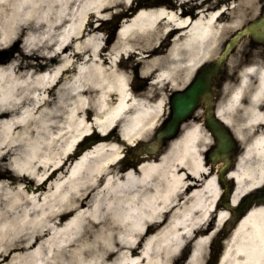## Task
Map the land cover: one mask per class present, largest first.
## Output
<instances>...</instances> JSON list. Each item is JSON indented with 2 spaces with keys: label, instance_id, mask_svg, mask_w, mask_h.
<instances>
[{
  "label": "bare ground",
  "instance_id": "bare-ground-1",
  "mask_svg": "<svg viewBox=\"0 0 264 264\" xmlns=\"http://www.w3.org/2000/svg\"><path fill=\"white\" fill-rule=\"evenodd\" d=\"M133 7L0 0V264H204L229 222L201 121H186L158 156L121 155L239 25L240 3L228 20ZM110 16L125 18L112 41L100 26ZM236 77L216 106L240 143L231 206L264 181V64ZM218 264H264V204L244 212Z\"/></svg>",
  "mask_w": 264,
  "mask_h": 264
},
{
  "label": "water",
  "instance_id": "water-1",
  "mask_svg": "<svg viewBox=\"0 0 264 264\" xmlns=\"http://www.w3.org/2000/svg\"><path fill=\"white\" fill-rule=\"evenodd\" d=\"M243 33L244 32H241L233 37L217 60H214L209 65H205L198 70L189 85L182 90L174 91L172 93L169 100L170 116L165 121L161 130L157 133L156 145H158L163 139L173 137L179 125L191 115L201 100L208 101L211 96L210 82L213 76H215L220 70L222 59L231 49L234 42L243 35ZM205 121L211 133L218 139L217 152H221V157L223 160L227 161L225 155L231 149L230 138L226 130L212 118L209 105L207 106ZM250 198L251 197L248 199ZM252 201H264V189L261 191V195L257 199H250L249 202ZM249 206L250 205L248 204L246 208H249Z\"/></svg>",
  "mask_w": 264,
  "mask_h": 264
},
{
  "label": "flooded vegetation",
  "instance_id": "flooded-vegetation-1",
  "mask_svg": "<svg viewBox=\"0 0 264 264\" xmlns=\"http://www.w3.org/2000/svg\"><path fill=\"white\" fill-rule=\"evenodd\" d=\"M151 4H165L169 9H172L183 15L193 14L196 11L203 10L205 13L217 12L221 15L222 20H228L231 16L237 15V11L233 8L240 3L238 15L241 18L239 27L248 25L251 21H256L261 17L264 18V0H149ZM237 29L232 28L231 31ZM259 61L264 63V42L255 43L249 39L248 46L245 48L239 64L253 63ZM225 74L219 76L218 90L223 89V81ZM214 171V167L210 165L209 173ZM211 262V261H210Z\"/></svg>",
  "mask_w": 264,
  "mask_h": 264
},
{
  "label": "rangeland",
  "instance_id": "rangeland-1",
  "mask_svg": "<svg viewBox=\"0 0 264 264\" xmlns=\"http://www.w3.org/2000/svg\"><path fill=\"white\" fill-rule=\"evenodd\" d=\"M121 18H123V16L122 17H119L118 19H116L115 20V16H110L108 19H105V21H106V23L107 22H111L109 25H107L109 28H105V26H104V24L103 23H100V26H101V28H102V32L105 34V35H107V36H109L110 35V37H111V41L113 40V38L115 37V34L113 35V32H112V28L113 27H119V24H120V22H121ZM106 29H109L110 31H108V30H106ZM110 33V34H109ZM247 41H242L241 42V45L239 46V49L237 50V52L235 53V54H233L230 58H229V61H228V69L226 70V72H229L228 74H227V81L226 82H228V84H231V82L233 81L234 82V76H235V74H234V69H238L239 68V66H236V64L237 63H239V61H240V56L238 55L240 52H242L244 49H242V48H246L248 45H247ZM18 45L20 46L21 45V43H20V41L18 42ZM17 50H15V49H11V48H9V51H7L6 50V52H5V54H7L9 57H11L12 55H16L17 54ZM217 54H215L214 56H216ZM213 56V57H214ZM230 72H231V74H230ZM136 84H137V86L139 87L140 85H139V83H138V81H136ZM235 84V83H234ZM168 97V96H167ZM193 119L195 120V121H198V119H199V114L197 113L194 117H193ZM152 138H153V133L152 134H150L149 136H147L146 138H144V139H142L141 140V142L142 143H145V142H148V141H151L152 140ZM84 148H86L85 146L84 147H81V150L82 149H84ZM163 150H161L160 152H162ZM128 152V151H127ZM240 153V151L238 152V154ZM131 159L128 157V156H126L125 155V158H124V161L125 162H129ZM224 229V228H223ZM225 231H226V234L223 236V238H222V240H220L219 241V245H220V248H223L224 247V245H225V241L228 239V234H229V232H230V229L229 228H225ZM189 248H190V246H189ZM189 249L188 248H186L185 249V251H184V253H183V255L181 256V258H180V262L182 261V262H184V259H185V256L187 255V251H188ZM206 258H207V255H206Z\"/></svg>",
  "mask_w": 264,
  "mask_h": 264
}]
</instances>
